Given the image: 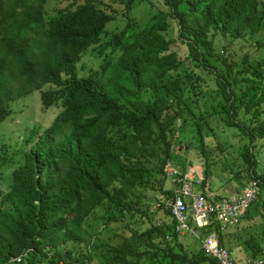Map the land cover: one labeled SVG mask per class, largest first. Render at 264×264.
<instances>
[{
	"label": "trees",
	"instance_id": "16d2710c",
	"mask_svg": "<svg viewBox=\"0 0 264 264\" xmlns=\"http://www.w3.org/2000/svg\"><path fill=\"white\" fill-rule=\"evenodd\" d=\"M164 3L167 10L154 12L140 29L130 15L134 0L125 3L122 28L107 27L116 13L92 0L53 15L45 13V0H0V124L12 101L34 91H41L43 110H58L41 133H31L23 163L0 193V264L70 263V252L60 247L84 242L83 225L95 211L102 210L105 224L123 222L125 214L148 216L134 190L159 192L157 201L171 196L155 175H164L171 160L176 121L186 123L184 109L192 112L185 93L200 99L199 67L215 76L224 100L194 115L190 125L200 138L201 121L214 115L239 131L247 140L242 155L250 176L264 185V172L254 174L253 155L256 139H264V56L230 65L214 49L217 36L230 43L256 36L264 9L258 0ZM176 43L186 47L189 64L173 50ZM89 52L96 67L80 75L78 64ZM215 56L226 71L214 64ZM180 69L183 74H173ZM8 162L1 149L0 180ZM165 213L171 220L110 247L109 261L215 264L202 251L189 256L178 242L176 221ZM19 256V263H9Z\"/></svg>",
	"mask_w": 264,
	"mask_h": 264
},
{
	"label": "rangeland",
	"instance_id": "374dc122",
	"mask_svg": "<svg viewBox=\"0 0 264 264\" xmlns=\"http://www.w3.org/2000/svg\"><path fill=\"white\" fill-rule=\"evenodd\" d=\"M45 1V13L47 15H53L60 7L75 5L78 2L76 0L74 4L72 3L74 0ZM92 1L107 13H116V19L111 21L107 27L122 28L124 26L126 18L122 15V11H124L127 0ZM258 1L260 7L264 9V0ZM79 2L82 3L83 0H79ZM158 10H167L164 0H134L130 15L138 22V28L142 29L149 21L147 19ZM214 49L215 53L223 57L226 63L230 65H235L245 56L250 60L263 57L264 28L254 37L247 36L245 39L231 43L223 37L217 36L214 38ZM173 50L185 62V65L190 63L185 59L187 49L184 45L176 43ZM212 60L215 65H219L218 69L226 71V66L223 65L220 57L215 56ZM97 61L98 59L93 57L91 52L85 54L78 64L80 75L89 68H95ZM173 74L181 75L183 69ZM195 74L202 79L199 84L201 94L198 95L200 99L196 102L194 96H191L189 92L185 93L186 104L192 112L184 109L187 122L182 123L177 120L175 123L177 131L171 138V160L167 164L166 170L169 167L182 173L196 170L202 175L203 180L206 177L204 182H209L212 189L215 186L216 189L223 187L224 192L232 187L236 190H242L253 181H258L254 176H250L247 164L243 160V145L247 140L239 131L225 126L219 116H206L201 121L203 127L200 138L190 125V119H194V115L201 113L206 115L205 112H210L212 106L223 103L224 100L221 89L212 73L199 67L195 69ZM49 87L45 86L42 90ZM40 94L41 91H34L12 101L10 103V116L0 124V152L2 149L6 158L10 159V162L3 167L1 172L0 193L9 189L12 171L23 163V152L30 147L28 139L31 137V133H41L51 124L58 112L52 107L43 110ZM38 137L37 135L36 138ZM253 155L256 162L254 174L260 175L264 172V139H256ZM164 175L156 174L155 177L163 180L164 189H169L170 181H168L166 174ZM260 186L261 192L254 204L248 209L246 216L242 217L236 227L228 228V231L231 230V232L227 234L236 242H223V247L229 251L238 264H246V258L261 260L264 264V214H262L264 211V185L261 184ZM195 192H198L197 187ZM134 194L140 197V208L147 211L148 216L133 213L130 217V214H125L123 222L118 220L105 224L106 220L102 217V210L95 211L83 225L84 242L67 243L60 247L61 253L68 251L71 254L72 262L67 264H113L106 254L110 247L120 245L133 231L143 230L152 223L157 224L164 220H171L164 209H156V204L159 202L157 200L161 199L159 192L137 189L134 190ZM154 195L157 196V199L153 198ZM131 199L136 201L135 198ZM180 240L189 248V256L194 257L197 254L200 241L191 232H183Z\"/></svg>",
	"mask_w": 264,
	"mask_h": 264
},
{
	"label": "built area",
	"instance_id": "2783aa9c",
	"mask_svg": "<svg viewBox=\"0 0 264 264\" xmlns=\"http://www.w3.org/2000/svg\"><path fill=\"white\" fill-rule=\"evenodd\" d=\"M165 174L171 184V196L159 201L156 209L169 210L176 221L175 231L178 234L191 232L200 241L203 254L215 264H238L229 251L220 246L216 226L220 232L236 227L259 196L261 182L253 181L227 199L214 201L195 192L203 181L196 170L182 173L169 167ZM205 229L209 232L202 234ZM20 259L21 256L10 259L9 263H19ZM246 264H263V261L247 259Z\"/></svg>",
	"mask_w": 264,
	"mask_h": 264
},
{
	"label": "crops",
	"instance_id": "0c3cea01",
	"mask_svg": "<svg viewBox=\"0 0 264 264\" xmlns=\"http://www.w3.org/2000/svg\"><path fill=\"white\" fill-rule=\"evenodd\" d=\"M198 174V176L199 177H201L202 179H203V177H202V175L200 174V173H197ZM205 180H203L202 181V183H201V185L200 186H198L197 188H198V192L203 196V197H205L207 200H214V201H220V200H223V199H227L228 197H230L232 194H234V193H237V192H239L240 190H236V189H234L233 187L232 188H230V189H228L226 192H224V188L223 187H219V189H216V188H214L213 187V189L210 187V183L209 182H207L206 181V183L204 182ZM246 214H247V212H246ZM246 214H245V216H246ZM224 231H227V232H224ZM224 231H222L221 232V238H222V242H231V243H235L236 242V240L235 239H231L232 237L231 236H229V234H227V233H229V232H231V230H229L228 231V229H226V230H224ZM180 236H181V234L180 235H178V242L180 243V244H182V246H183V248H184V250L187 252V253H189L188 252V247L186 246V245H184L183 243H182V241L180 240ZM201 251V249H200V245H199V247H198V250L196 251V253H199ZM244 258H246L245 256H244ZM246 260H247V258H246Z\"/></svg>",
	"mask_w": 264,
	"mask_h": 264
},
{
	"label": "bare ground",
	"instance_id": "6f19581e",
	"mask_svg": "<svg viewBox=\"0 0 264 264\" xmlns=\"http://www.w3.org/2000/svg\"><path fill=\"white\" fill-rule=\"evenodd\" d=\"M200 243V242H199Z\"/></svg>",
	"mask_w": 264,
	"mask_h": 264
}]
</instances>
